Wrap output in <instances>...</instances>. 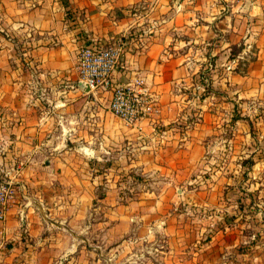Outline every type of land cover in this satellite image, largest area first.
I'll use <instances>...</instances> for the list:
<instances>
[{"label": "crops", "instance_id": "crops-1", "mask_svg": "<svg viewBox=\"0 0 264 264\" xmlns=\"http://www.w3.org/2000/svg\"><path fill=\"white\" fill-rule=\"evenodd\" d=\"M67 1L74 21L66 19L61 0H0V34H27L32 44L22 54L28 59L21 64L10 61L9 39L4 40L8 46H0V108L8 116L2 128L9 136L5 140L0 134L6 150L0 167H10L14 159L24 164L18 178L20 191L0 223V264L57 263L53 241L47 244L37 235L49 229L52 217L62 220L67 216L68 212L59 213L66 205L61 199L87 202L92 194L86 177L81 181L83 189L57 191L56 169L66 165L65 154L82 150L90 152L87 161H100L102 152H108L122 171L137 167L146 176L165 164L163 171L174 173L200 162L205 150L213 149L202 142V135H220L222 131L217 132L221 118L209 109L210 100H204L201 110L192 116L186 110L194 108L192 100L201 92L194 77L202 64L224 50L208 48L216 34L207 30L208 25L197 24L198 14L202 8L210 9L213 13L202 17L205 23L210 24L217 14L227 23L226 6H216L212 0ZM118 42L124 44L125 52L113 75L114 83L126 84L136 73L146 76L161 108L157 116L144 118L135 127L124 126L107 111L108 91L84 88L72 69L76 47L92 44L101 48ZM26 74L32 82L26 80ZM225 74L224 88L234 78ZM57 120L64 130L78 124L75 134L64 139L72 148L58 154L61 158L56 151L64 144L62 130L53 127ZM178 121L181 127L167 129ZM180 129L189 138L180 139ZM161 149L169 151L167 162L158 155ZM209 223L202 226L211 227ZM102 224L98 221L97 229ZM26 236L31 238L22 239Z\"/></svg>", "mask_w": 264, "mask_h": 264}, {"label": "rangeland", "instance_id": "rangeland-1", "mask_svg": "<svg viewBox=\"0 0 264 264\" xmlns=\"http://www.w3.org/2000/svg\"><path fill=\"white\" fill-rule=\"evenodd\" d=\"M212 4L228 8L229 12L224 13L227 23L222 14H217L210 24L205 23L203 15L209 16L213 10L202 8L197 24L208 25L207 30L216 34L209 49L224 50L202 64L194 77L201 92L197 100L196 96L192 100L194 108L186 111L192 116L201 110L204 100H210L209 109L221 118L217 132L222 131L217 133L220 135H202V142L213 149L205 150V158L195 165L168 173L163 171L167 167L163 164L146 176L137 167L122 171L113 153L102 152L100 161H87L90 152L82 150L65 154L66 165L56 169L57 191L83 189L81 181L86 177L92 194L87 202L81 198L61 199L66 205L59 213L68 212L67 216L62 220L52 217L49 229L37 235L47 244L53 241L51 249L57 263L52 264H264V0H212ZM6 39L12 45L10 61L24 63L28 56L22 54L32 47L27 34H0V46H8ZM226 44L230 45L225 48ZM82 47L74 50L72 69L76 77ZM231 47L239 49L233 58ZM224 73L234 77L226 88L222 83ZM27 74L26 80L32 82ZM137 78L143 81L140 87L151 96L155 111L128 126L110 112L109 100L107 111L126 127L157 116L161 109L146 76L132 74L126 84L118 85L130 84ZM199 81L214 96L209 94L200 101L206 91ZM7 117L0 108V134L5 140L9 136L2 127ZM234 117L241 120L231 123ZM59 124L57 120L53 127L62 130L64 143L66 137L75 134L78 124L69 125L70 130ZM181 124L178 121L167 129ZM180 135V139L189 138L182 130ZM65 143L58 147L57 155L72 148L71 143ZM168 152L161 149L158 154L163 162H167ZM98 221L103 223L100 229ZM204 222L213 225L204 227Z\"/></svg>", "mask_w": 264, "mask_h": 264}, {"label": "built area", "instance_id": "built-area-1", "mask_svg": "<svg viewBox=\"0 0 264 264\" xmlns=\"http://www.w3.org/2000/svg\"><path fill=\"white\" fill-rule=\"evenodd\" d=\"M125 52L122 42L96 48L89 44L80 50L77 56L75 72L84 88H97L110 93V112L128 126H133L143 117L152 114V98L147 90L141 89V78L127 85H118L113 81V75ZM6 150L0 142V159H5ZM24 164L17 159L10 167H0V223L15 203L19 193L18 178L21 177Z\"/></svg>", "mask_w": 264, "mask_h": 264}, {"label": "trees", "instance_id": "trees-1", "mask_svg": "<svg viewBox=\"0 0 264 264\" xmlns=\"http://www.w3.org/2000/svg\"><path fill=\"white\" fill-rule=\"evenodd\" d=\"M61 2H62V5H63V9H64V13L66 15V18L69 19L70 21H74V18L71 17L72 15H71L70 5H69L68 1L67 0H61ZM238 51H239L238 48L231 47V49H230V58H233L238 53ZM198 83L202 87H204L205 91H206V93L203 96L200 97V101L205 99V97H207V95L213 94V93H207L208 90H210V88H208L207 85L205 86V84L202 81H199ZM213 96H214V94H213ZM240 120H241L240 117H238V118L234 117V118H232L231 123H235V122L240 121ZM251 165H253V164H251Z\"/></svg>", "mask_w": 264, "mask_h": 264}]
</instances>
